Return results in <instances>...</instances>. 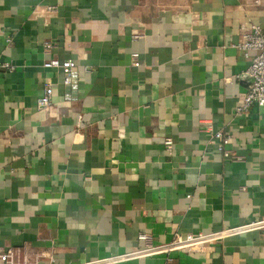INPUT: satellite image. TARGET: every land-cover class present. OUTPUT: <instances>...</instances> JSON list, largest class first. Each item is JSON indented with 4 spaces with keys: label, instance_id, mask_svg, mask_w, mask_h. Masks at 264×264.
<instances>
[{
    "label": "crops",
    "instance_id": "1",
    "mask_svg": "<svg viewBox=\"0 0 264 264\" xmlns=\"http://www.w3.org/2000/svg\"><path fill=\"white\" fill-rule=\"evenodd\" d=\"M247 20L264 0H0V250L71 264L264 217V106L234 112ZM123 264H264V229Z\"/></svg>",
    "mask_w": 264,
    "mask_h": 264
},
{
    "label": "built area",
    "instance_id": "2",
    "mask_svg": "<svg viewBox=\"0 0 264 264\" xmlns=\"http://www.w3.org/2000/svg\"><path fill=\"white\" fill-rule=\"evenodd\" d=\"M239 32L241 41L235 47L242 52L244 57L249 58V64L245 70L248 83L245 91L240 95L238 104L234 108L235 114L246 113L252 105L258 107L264 106V31L259 25L247 20L240 23ZM5 41H9V39H5ZM42 49L45 54H49L52 49L51 43L44 42ZM130 57L132 59V65L138 66L137 54L131 53ZM41 65L45 68L59 69L62 75V84L65 87H70L74 84L73 74L76 64L73 60H58L50 57L44 60ZM0 68L6 71H12L14 65L9 61L0 60ZM52 90V83L47 82L44 85L41 95L35 101V106L38 109H44L51 104ZM71 96L69 93L65 95L67 99H70ZM203 128L209 133L210 137L216 140L217 149L221 151L223 156L228 157V151L223 149V146L229 143L230 136L220 129L214 130L209 122L204 123ZM163 144L168 149L171 145L170 138H165ZM259 229H264V217L234 227L221 228L204 233L176 234L170 241L158 244H152L149 240V235L146 233H139L137 238L143 242L141 247L71 264H123L134 259L154 255L166 256L173 251L196 252L201 251L203 246L208 243L231 235ZM0 259L5 264H39V255L33 254L30 256L22 247H7L4 250H0Z\"/></svg>",
    "mask_w": 264,
    "mask_h": 264
}]
</instances>
